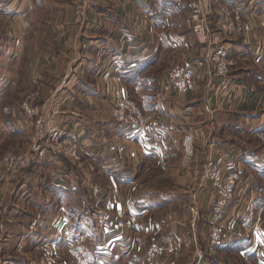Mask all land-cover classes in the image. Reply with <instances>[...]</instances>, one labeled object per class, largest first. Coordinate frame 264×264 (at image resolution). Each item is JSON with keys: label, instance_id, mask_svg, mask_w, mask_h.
Listing matches in <instances>:
<instances>
[{"label": "crops", "instance_id": "1", "mask_svg": "<svg viewBox=\"0 0 264 264\" xmlns=\"http://www.w3.org/2000/svg\"><path fill=\"white\" fill-rule=\"evenodd\" d=\"M75 2L50 9L48 0H0V126L15 128L14 136L30 131L32 139L35 126L22 102L38 89V102L53 107L57 125L81 148L79 161L47 154L15 180L0 165V240L14 237L12 255L24 264H38L43 244L57 256L58 241L68 237L65 230L82 208L76 195L88 191L90 206L101 211L106 241L94 264H134L152 233L170 246L162 264H194L198 251L207 252L215 201L213 191L199 185L204 160L230 152L243 180L212 264H264V47L260 59L253 53L254 42L264 41V0H207L214 21L218 3L253 10L256 40L230 41V53L237 49L240 57L231 72L233 91L202 73L185 93L166 87L167 70L157 66L166 50L173 59L204 53L192 35L187 0H98L83 21L74 17ZM117 83L167 127L168 134L158 128L163 139L123 132L112 106ZM186 125L205 132L189 166L181 163ZM11 225L22 233L6 231Z\"/></svg>", "mask_w": 264, "mask_h": 264}, {"label": "built area", "instance_id": "2", "mask_svg": "<svg viewBox=\"0 0 264 264\" xmlns=\"http://www.w3.org/2000/svg\"><path fill=\"white\" fill-rule=\"evenodd\" d=\"M98 0H76L74 17L77 21L86 19L90 8ZM101 1V0H99ZM189 20L192 35L204 50L197 56L183 58L171 65L166 74V87L180 93L190 91L196 86L198 74L207 73L216 80L217 87L233 91L237 82L230 75L231 68L240 61L238 55L230 53V41L238 36H243L246 42L256 40L253 36L252 24L253 10L238 7L232 3H218L213 7V12L218 13L217 25H210V12L207 0H187ZM212 15V14H211ZM264 31V16L260 18ZM256 49L254 58L260 59L264 41H255ZM261 52L259 53V51ZM112 106L115 120L125 134L135 133L140 135H154L163 139L164 133L158 128L167 131L165 126L154 120L132 100L120 84H114L111 90ZM41 92L37 89L31 92L22 102V109L26 117L33 121L35 132L26 149H16L7 152L1 164L6 178L15 180L20 174L30 167L38 157L47 154H61L73 161H79L81 156L80 144L76 138L60 128L55 122L54 110L50 104L38 102ZM182 160L183 166H189L197 154V143L203 139L204 130L201 127L186 125L182 128ZM204 178L213 186L215 201L211 208L209 221L208 241L212 248H217L223 243L225 220L229 205L231 204L238 185L243 180L242 167L230 152H221L211 158L206 165ZM40 215L35 220H38ZM34 220V221H35ZM44 255L42 264L53 262L52 252L46 244L42 245ZM170 249L156 241L145 250L148 264H162L161 254ZM0 264H21L7 260L0 247ZM195 264H211L205 260L202 251H198Z\"/></svg>", "mask_w": 264, "mask_h": 264}, {"label": "rangeland", "instance_id": "3", "mask_svg": "<svg viewBox=\"0 0 264 264\" xmlns=\"http://www.w3.org/2000/svg\"><path fill=\"white\" fill-rule=\"evenodd\" d=\"M41 1L44 4V0H41ZM54 1H56V0H48L50 9L51 8L55 9L56 7L67 9V7L70 8L74 2V0H57V2H59V3H55ZM252 1H254V0H252ZM38 2H39V4L41 3L40 1H38ZM60 2L65 3V4L59 5ZM209 20H210V25L212 27H215L217 25V23H216L217 18L214 21L212 19L211 12H210ZM190 25H191V23H190ZM176 29H177V26H176ZM231 53H232V55H238V50L236 49ZM159 60H160L159 64H158L159 66H157L159 69V72L163 71L164 69H166L168 71V69L171 67V65L173 63L180 60V57L178 56L177 58L173 59L170 57V51L166 50L164 52V54L160 56ZM237 66L238 65H235L234 67L236 68ZM233 68H231L230 75H231ZM156 75H157V73H156ZM130 98L132 100H134L132 97H130ZM135 103H136V101H135ZM138 107L140 108L139 105H138ZM2 121H3V113H0V122H2ZM0 125H1V123H0ZM13 131L16 132L17 130L15 128H12V131H11V129L8 126L7 127H1L0 126V159H2V160H3L4 156L7 154V152L10 151L11 149H13L15 146H17L16 149H20V147H23L24 146L23 144L26 143L28 139L31 141L30 131L17 132L18 134H16V136H14L15 134H13ZM130 136H136V135L132 134ZM7 138H10V140L12 142L9 145H5ZM11 138H13L14 140ZM3 141H5V142L3 143ZM216 154H218V152L209 153L208 157L204 160L205 161L204 172L202 174V177H200V181H199V185L202 186V188H204L205 190L209 189V191H213V186L210 184V182L206 181V179L204 178V174H205L207 162L211 158H213ZM0 165H1V170L3 173L2 164L0 163ZM213 193H214V191H213ZM182 194H184V193L181 192V195ZM76 203H79L80 206H82V208L76 209V219H75L76 221L74 220L75 223L68 225L66 230H65V234H68V237L65 236L63 240L58 241L57 249H58L59 254L57 253V250H56V255L58 257L57 256L53 257V255H54L53 254L52 255L53 262L51 264H60V263L61 264H94L96 262V258H97L99 251L101 250L104 253V250L106 249V241L104 238V235H105L104 234V232H105L104 223H103L102 219H100L102 217V214H101V211H98L99 209H96L93 206H90L91 201H90V194L88 193V191H86L84 194L76 195ZM209 225L210 224L208 223V233H209ZM6 231H11V232H14V235H18L20 229H18V227L16 225L15 226L11 225V226H7ZM20 233H22V232L20 231ZM74 236H76V238ZM153 236H154V234L152 233L151 238H150V242L149 241L144 242L145 246H147L146 249L152 244L153 241L160 243L158 240L154 239ZM0 237H1V235H0ZM152 237H153V240H151ZM13 238L10 241H8V237H6V239L3 238L2 240H0L2 255L7 260H10L12 262H15L14 260H17V263L24 264V262H21V261H23V259H21V257L19 255L13 256L15 254V252L17 253V251L13 250V244L16 243V241H15L16 239L15 238L13 239ZM73 239H75V240H73ZM207 245H208L207 246V252H203V251L202 252L204 254L205 260L209 259L211 264H212V259L217 258L216 251L214 250L216 248H212L210 246L208 239H207ZM12 253H14V254L12 255ZM36 254H37V258L39 260V261L37 260L38 264H42V256L44 254L42 255V251L40 252V254L39 253H36ZM134 256H135V257H133V259H135L134 264H148L146 257H145V251L142 250V252L140 254L134 255ZM97 260H101V259H97ZM102 260H103V258H102ZM33 261H35V260H33ZM193 262H194V264L196 263L195 260H193Z\"/></svg>", "mask_w": 264, "mask_h": 264}]
</instances>
